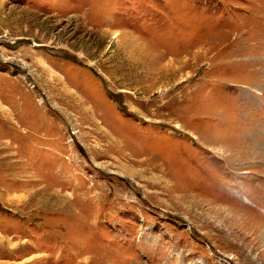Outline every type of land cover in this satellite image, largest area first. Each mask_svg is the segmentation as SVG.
Wrapping results in <instances>:
<instances>
[{"label": "rangeland", "instance_id": "1", "mask_svg": "<svg viewBox=\"0 0 264 264\" xmlns=\"http://www.w3.org/2000/svg\"><path fill=\"white\" fill-rule=\"evenodd\" d=\"M0 264H264V0H0Z\"/></svg>", "mask_w": 264, "mask_h": 264}, {"label": "bare ground", "instance_id": "2", "mask_svg": "<svg viewBox=\"0 0 264 264\" xmlns=\"http://www.w3.org/2000/svg\"><path fill=\"white\" fill-rule=\"evenodd\" d=\"M263 63V62H262Z\"/></svg>", "mask_w": 264, "mask_h": 264}]
</instances>
